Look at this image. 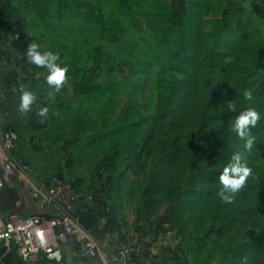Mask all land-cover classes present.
I'll return each mask as SVG.
<instances>
[{"label":"rangeland","instance_id":"1","mask_svg":"<svg viewBox=\"0 0 264 264\" xmlns=\"http://www.w3.org/2000/svg\"><path fill=\"white\" fill-rule=\"evenodd\" d=\"M172 0H0L7 13H0V30L14 50L25 49L36 42L42 50L59 54L66 67L65 79L57 90L46 82L47 69L33 65L18 55L6 65L11 74L9 92L30 90L36 100L32 110L21 112L20 100L8 98L9 106L1 123L9 122L13 131L14 146L11 152L16 166L27 162L34 184L44 182L61 172L67 156L70 170L67 178L76 184L81 196L91 202L94 226H105L106 231L120 235L138 234L136 214L150 168V137L140 150L127 159L123 172L113 188L105 189L106 160L113 138L102 132L109 128L116 116L134 96L140 105L134 108L135 116L147 117L155 112L158 81L162 63L152 57L149 42L152 40L150 24L153 14L164 8L171 11ZM238 11L236 21L260 34L251 42L264 38V0H235ZM8 62V61H7ZM3 72V71H2ZM48 107V115H37L39 106ZM145 125L131 130L125 143L133 148L140 140ZM193 127L182 132L164 133L165 147L172 143L184 144L192 135ZM133 138V139H131ZM122 148L120 142L115 144ZM120 160V159H119ZM108 186V184L106 185ZM19 200L15 189L4 187L0 201ZM104 202V203H103ZM115 209L113 220L105 204ZM168 202L161 204L153 215H164ZM25 203L7 211H28ZM255 216L260 224L242 218L245 228L234 221L222 234L217 233L218 223L207 222L199 228L203 245L212 246L223 254L208 255L189 264H264V208L257 207ZM152 209H146L148 214ZM6 212V211H5ZM4 212V213H5ZM223 221L221 224H225ZM176 226L169 225L166 234L172 247L178 243ZM248 230L251 234H248ZM253 236L260 237L259 240ZM156 241L159 254L162 247ZM257 243L256 245L252 242ZM1 249V247H0ZM152 253L153 264L159 261ZM229 260H225L228 258ZM155 262V263H154ZM183 262V261H182ZM173 256L165 264H182ZM2 262L0 261V264ZM8 264H24L17 257ZM36 264H56L41 260Z\"/></svg>","mask_w":264,"mask_h":264},{"label":"trees","instance_id":"2","mask_svg":"<svg viewBox=\"0 0 264 264\" xmlns=\"http://www.w3.org/2000/svg\"><path fill=\"white\" fill-rule=\"evenodd\" d=\"M169 5L170 12L164 8L153 14L149 28L151 55L162 63L155 112L147 117L135 116L133 109H139L140 105L134 96L102 132L122 146L119 149L114 144L104 156L107 169L103 190L105 193V189L114 187L127 159L150 137L151 163L137 208V230L141 232L136 238L165 234L166 228L174 224L178 243L175 247L171 243L163 246L155 258L159 264H165L174 256L183 261L182 264H189L193 259L198 262L208 255H229L227 251L203 245L199 236L203 224L218 223L217 233L222 234L234 221L245 228L242 218L261 223L255 213L258 205L264 208V38L249 40L260 38V34L244 22L236 21L235 0H172ZM5 6H1L0 13H7ZM0 37L6 44L1 55L7 60L12 56L15 60L26 51L12 49L1 30ZM245 91H251V100L245 99ZM20 95L18 88L6 94L0 103L1 118L8 109L9 96L17 101ZM249 107L255 108L260 118L250 133L241 137L233 123L236 116ZM2 124L11 130L9 122ZM142 125L145 128L140 140L129 148L125 141L132 136L131 130ZM188 127H193V132L187 142L165 147L164 133H178ZM249 135L255 137L251 150L243 148ZM237 150L243 153L242 159L251 172L244 186L227 203L219 195L222 188L219 176ZM70 164L67 156L57 177L70 181L66 177ZM165 201L169 211L161 216L153 215ZM2 206L0 201V208ZM105 206L112 214L109 220H113L115 209L107 202ZM11 208L8 205V210ZM148 208L152 210L147 214ZM92 209L90 202L79 206L78 212L88 213L93 220ZM223 221L225 224H221ZM94 229L101 239L108 232L105 226H94ZM248 234H251L249 230ZM120 236L127 238V235ZM13 257L22 261L15 247L9 251L0 249L1 264H8ZM40 259L48 260L42 256Z\"/></svg>","mask_w":264,"mask_h":264},{"label":"built area","instance_id":"3","mask_svg":"<svg viewBox=\"0 0 264 264\" xmlns=\"http://www.w3.org/2000/svg\"><path fill=\"white\" fill-rule=\"evenodd\" d=\"M3 50H6V44L0 37V103L6 98L8 85L12 82L11 74L4 72L3 68L14 61L13 56L7 60L1 55ZM20 57L30 61L27 51L22 52ZM14 138L13 131L7 130L0 122V193L5 186L21 192V195L18 193L19 200L13 201L25 203L30 209L24 213H0L2 249L9 251L15 247L25 264H36L41 256L56 264H68L66 246L71 247L72 264H153L151 252L156 250L154 236L138 240L134 233L122 238L119 233L108 231L101 239L93 222L89 227L79 222V215L86 212H78V207H84L90 201L87 202L70 181L53 176L44 180L45 183L34 184L27 162L16 166L11 155ZM11 182L14 186L9 185ZM157 237L161 246L169 244L168 234Z\"/></svg>","mask_w":264,"mask_h":264},{"label":"clouds","instance_id":"4","mask_svg":"<svg viewBox=\"0 0 264 264\" xmlns=\"http://www.w3.org/2000/svg\"><path fill=\"white\" fill-rule=\"evenodd\" d=\"M27 56L33 65L44 67L47 69L46 82L49 86H54L59 90L65 79L66 67L62 66L60 56L57 52L52 50H42L40 45L33 42L28 50ZM244 97L246 100H251V91H245ZM36 100L35 94L22 87L20 95L19 110L21 112H28L32 110L34 101ZM37 115L41 118H46L48 115V107L39 106L37 108ZM260 114L255 108L249 107L241 111L235 118L233 128L237 134L244 137L250 133L251 127L256 125ZM255 137L249 135L244 141L243 148L251 150L253 147ZM243 153L240 150L235 151L229 162L223 167L219 176L222 188L219 191L221 199L230 203L235 194L241 187L244 186L251 169L246 161L242 159Z\"/></svg>","mask_w":264,"mask_h":264},{"label":"water","instance_id":"5","mask_svg":"<svg viewBox=\"0 0 264 264\" xmlns=\"http://www.w3.org/2000/svg\"><path fill=\"white\" fill-rule=\"evenodd\" d=\"M10 186H14V184L11 182L9 183ZM18 193L21 195V192L18 191ZM6 210H8V206H2V208H0V213L3 214ZM79 222L84 225L85 227H89L92 224V219L91 216L89 214L83 213L79 215ZM70 253H71V247L70 246H66V260L68 264H72V260L70 257Z\"/></svg>","mask_w":264,"mask_h":264},{"label":"flooded vegetation","instance_id":"6","mask_svg":"<svg viewBox=\"0 0 264 264\" xmlns=\"http://www.w3.org/2000/svg\"><path fill=\"white\" fill-rule=\"evenodd\" d=\"M14 203L15 202L13 200H8V202L6 203V205L8 204L9 206L13 207L14 206Z\"/></svg>","mask_w":264,"mask_h":264},{"label":"crops","instance_id":"7","mask_svg":"<svg viewBox=\"0 0 264 264\" xmlns=\"http://www.w3.org/2000/svg\"><path fill=\"white\" fill-rule=\"evenodd\" d=\"M154 252H155V251H154ZM152 253H153V252H151V257H152ZM155 255H156V254H155V253H153V256H155ZM152 258H153V257H152Z\"/></svg>","mask_w":264,"mask_h":264}]
</instances>
